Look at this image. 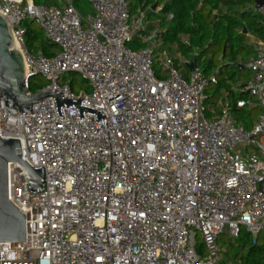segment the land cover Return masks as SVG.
Here are the masks:
<instances>
[{
    "label": "built area",
    "instance_id": "2783aa9c",
    "mask_svg": "<svg viewBox=\"0 0 264 264\" xmlns=\"http://www.w3.org/2000/svg\"><path fill=\"white\" fill-rule=\"evenodd\" d=\"M54 1L0 0L25 87L42 76L40 89L79 98L106 123L73 107L58 117L52 97L12 115L0 98V137L18 139L45 183L30 192L23 169L7 164V199L24 215L25 238L0 242V264H217L221 235L244 230L255 241L264 230V38L246 33L252 53L236 61L250 78L231 91L246 96L225 91L210 107L206 88L219 69L204 73L197 47L157 52L165 29L146 20L150 6L132 13L130 0H86L82 14L73 0ZM253 10L264 29V0ZM25 20L36 21L50 55L26 47ZM67 72L86 90L61 82ZM241 109L259 110L249 127L237 122Z\"/></svg>",
    "mask_w": 264,
    "mask_h": 264
},
{
    "label": "trees",
    "instance_id": "16d2710c",
    "mask_svg": "<svg viewBox=\"0 0 264 264\" xmlns=\"http://www.w3.org/2000/svg\"><path fill=\"white\" fill-rule=\"evenodd\" d=\"M36 4H55L54 0H34ZM255 0H130L131 12H135L139 3L144 7L150 6L145 11L146 20L151 27L158 26L165 29L160 35V48L170 49L172 44L184 54H188L194 47L200 49V57H204L202 70L204 73L211 71L216 63L222 62L226 57L228 62L219 66L218 83L212 87L215 93L228 91L235 84V73L242 70L236 65L238 59H245L252 53L248 44L246 33L259 38H264V29L258 24V14L254 12ZM74 6L82 14L91 12L90 4L86 0H73ZM162 5L158 12L151 9ZM168 14L172 19L166 22ZM34 20H25L26 28L25 45L30 50L41 49L45 55H50L52 44L41 35L39 29H34ZM245 30V32H244ZM188 39L189 44L184 45L182 37ZM140 41L130 44L132 48H138ZM210 53L208 58L207 55ZM199 58V57H198ZM197 58V59H198ZM233 69V70H232ZM72 73V72H70ZM70 75V74H68ZM32 76L28 79L27 90L31 93L43 86H38ZM80 85L85 81L79 79ZM71 89L76 90L75 80L69 82ZM243 93L229 92L230 98L245 97ZM252 109L251 111H254ZM245 109L238 112V122L243 120ZM221 244L225 245L224 254L233 249V260L230 264H264V243L258 245L257 238L252 241L251 235L241 230L238 237Z\"/></svg>",
    "mask_w": 264,
    "mask_h": 264
},
{
    "label": "water",
    "instance_id": "95a60500",
    "mask_svg": "<svg viewBox=\"0 0 264 264\" xmlns=\"http://www.w3.org/2000/svg\"><path fill=\"white\" fill-rule=\"evenodd\" d=\"M255 2V7H258L263 0ZM13 44L11 26L0 13V98L10 114L31 113L33 104L43 98L52 97L58 117H62L61 107H73L80 119H84L82 113L86 112L94 115L95 123H106L100 110L81 105L79 98H64L60 91L51 88L28 94L23 57ZM188 68L190 71L196 69L195 59H191ZM11 162H16L23 169L30 192L45 189L43 166L32 167L23 159L18 139L0 137V242H21L25 238L24 215L7 199V164ZM258 187L264 193V179L259 182Z\"/></svg>",
    "mask_w": 264,
    "mask_h": 264
},
{
    "label": "rangeland",
    "instance_id": "374dc122",
    "mask_svg": "<svg viewBox=\"0 0 264 264\" xmlns=\"http://www.w3.org/2000/svg\"><path fill=\"white\" fill-rule=\"evenodd\" d=\"M254 5L256 6V2H254ZM32 27L34 29H39L36 21L32 24ZM40 32H41V30H40ZM41 35H42V32H41ZM161 49L162 48H160V46H159L158 49H156V51L159 52V50H161ZM209 56H210V53H208L206 58H208ZM227 62H228V58L226 57L222 62L216 63L215 67H213L211 69V71L217 70L219 66H221V65H223L224 63H227ZM202 65H203V62L200 64V69L201 70L203 68ZM155 67L157 68L158 65L156 64ZM210 72H208V73H210ZM68 74H70V75H68ZM235 74H236L235 75V79H236L235 83L236 82H240V81H246V80H248L250 78V72L248 70L244 69V68L242 70L237 71ZM80 77L81 76L78 73H76V72H72V73L67 72V73H65V74H63L61 76V82L69 83L70 80L73 79V80H75V85H76L75 92H78L80 89H85L86 90L85 86L84 85H80V83H79ZM217 78L220 79L219 75H218ZM33 80L37 82L38 86H44V85L47 84L46 80L42 76H37ZM214 86H208L206 88V93L209 96V98L206 101V106L214 107L216 105L217 100L222 96V91H220L218 94L214 92V90L212 89V87H214ZM258 111H259L258 109H255L254 111L246 110L245 111L246 113L244 115V118H243L242 122L241 121L238 122L239 118H237V122L238 123H244L246 125V127H249L252 124L253 120L256 118V116L258 114ZM237 114H238V112H237ZM238 117H239V115H238ZM228 240H230V239H228V237L226 235H221L219 237V246L221 248H220V252H219V255H218L217 264H230L232 262V260H233V249H230L227 254H224L225 245L221 244L222 241L226 242ZM230 241L233 244H235L234 239H231ZM262 243H264V230H262L260 233L257 234V244L260 245Z\"/></svg>",
    "mask_w": 264,
    "mask_h": 264
},
{
    "label": "crops",
    "instance_id": "0c3cea01",
    "mask_svg": "<svg viewBox=\"0 0 264 264\" xmlns=\"http://www.w3.org/2000/svg\"><path fill=\"white\" fill-rule=\"evenodd\" d=\"M158 7L161 8L162 5H159ZM248 34H249V33H248ZM245 35H246V32H245ZM249 35H250V36H254V35H252V34H249ZM255 37H257V36H255ZM248 44L250 45V43H249V39H248ZM236 83H237V82H236ZM236 83H235V84H236ZM235 84H232L231 87H234ZM231 87H230V90H231ZM230 90H229V92H230ZM223 92H225V91H223ZM223 92H222V93H223ZM231 93H233V92L231 91Z\"/></svg>",
    "mask_w": 264,
    "mask_h": 264
},
{
    "label": "bare ground",
    "instance_id": "6f19581e",
    "mask_svg": "<svg viewBox=\"0 0 264 264\" xmlns=\"http://www.w3.org/2000/svg\"><path fill=\"white\" fill-rule=\"evenodd\" d=\"M13 46H14L15 48H17V49H18V47L16 46V44H15V43L13 44Z\"/></svg>",
    "mask_w": 264,
    "mask_h": 264
}]
</instances>
